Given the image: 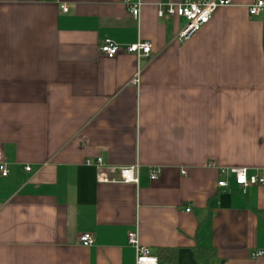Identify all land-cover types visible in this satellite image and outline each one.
I'll return each mask as SVG.
<instances>
[{"label": "crops", "instance_id": "1", "mask_svg": "<svg viewBox=\"0 0 264 264\" xmlns=\"http://www.w3.org/2000/svg\"><path fill=\"white\" fill-rule=\"evenodd\" d=\"M131 1L139 20L122 0H0V264H135L134 231L176 264H264V185L228 173L264 178V11L230 0L181 43L184 20L158 17L181 0ZM98 159L139 183H99Z\"/></svg>", "mask_w": 264, "mask_h": 264}, {"label": "built area", "instance_id": "2", "mask_svg": "<svg viewBox=\"0 0 264 264\" xmlns=\"http://www.w3.org/2000/svg\"><path fill=\"white\" fill-rule=\"evenodd\" d=\"M126 5L129 14L135 19L139 20L141 16L142 3L132 2L131 0H122ZM230 0H181L179 3H170L161 6L158 11V17H169L183 19L185 24L179 31L176 40L181 43H186L196 35L202 28L209 24L213 15L222 8L231 6ZM62 11L68 12V9L63 6ZM264 11V1L258 0L249 9L250 16H257ZM100 53L108 59H113L119 54H131L138 60L149 59L152 56V44L148 41H138L136 44L121 47L111 40H105L100 45ZM138 83L137 80L134 81ZM87 165H91V162H87ZM97 180L99 183H122V184H138L140 177L139 166L125 167V168H113L106 166L102 159H98L96 162ZM26 172H31V168L27 167ZM0 173L3 178L9 176V170L5 161V157L2 149L0 148ZM229 175L235 179V183L242 190L254 186L264 185V178L258 176H252L245 168H232L228 171ZM110 175H114L115 178H111ZM160 175V171L157 169H151L149 171V179L151 181L156 180ZM227 182L222 181L218 183V187L226 188ZM187 212H190L188 209ZM128 241L130 246L135 250V264H160L158 257L152 253V251L140 244L137 231L128 233ZM79 243L84 247H91L95 241L91 234H82L79 238ZM264 256L263 252H256L252 254V259L257 260Z\"/></svg>", "mask_w": 264, "mask_h": 264}, {"label": "trees", "instance_id": "3", "mask_svg": "<svg viewBox=\"0 0 264 264\" xmlns=\"http://www.w3.org/2000/svg\"><path fill=\"white\" fill-rule=\"evenodd\" d=\"M160 264H176L175 252L172 250H162L157 256ZM194 257L198 264H214L216 252L214 250H204L197 248L194 251Z\"/></svg>", "mask_w": 264, "mask_h": 264}]
</instances>
